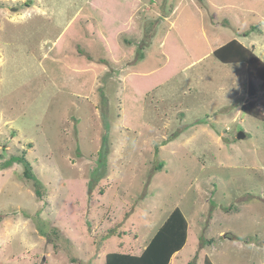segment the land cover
Masks as SVG:
<instances>
[{"label": "rangeland", "instance_id": "rangeland-1", "mask_svg": "<svg viewBox=\"0 0 264 264\" xmlns=\"http://www.w3.org/2000/svg\"><path fill=\"white\" fill-rule=\"evenodd\" d=\"M234 38L264 60V0H0V264H106L177 207L183 264H264V120L241 108L264 90L215 57Z\"/></svg>", "mask_w": 264, "mask_h": 264}, {"label": "trees", "instance_id": "trees-1", "mask_svg": "<svg viewBox=\"0 0 264 264\" xmlns=\"http://www.w3.org/2000/svg\"><path fill=\"white\" fill-rule=\"evenodd\" d=\"M213 53L215 57L224 63L247 64L249 77L248 94L250 97H254L258 91V88L253 82L254 78L262 80L261 89L264 90V60L255 52L253 47H248L234 38L216 48ZM241 108L245 113L264 120V112L256 106L254 99L245 102ZM100 153L103 156L101 159H106V154L103 152ZM24 174L27 178H34L29 161L25 163ZM36 194L41 196V192L38 190ZM178 216H180L181 221L177 219ZM187 231L188 222L181 209L177 207L140 255L109 252L106 255V264H170L172 255L184 247L187 240ZM189 264H192V262ZM204 264H213L207 255L205 256Z\"/></svg>", "mask_w": 264, "mask_h": 264}, {"label": "clouds", "instance_id": "clouds-1", "mask_svg": "<svg viewBox=\"0 0 264 264\" xmlns=\"http://www.w3.org/2000/svg\"><path fill=\"white\" fill-rule=\"evenodd\" d=\"M5 233L12 243H18L27 251L35 250L39 245L34 240L31 232V225L27 218L16 217L5 221Z\"/></svg>", "mask_w": 264, "mask_h": 264}, {"label": "crops", "instance_id": "crops-1", "mask_svg": "<svg viewBox=\"0 0 264 264\" xmlns=\"http://www.w3.org/2000/svg\"><path fill=\"white\" fill-rule=\"evenodd\" d=\"M230 40H231V39H230ZM182 213H183V212H182ZM183 215H184V213H183ZM184 217L186 218L185 215H184ZM176 218H177V217H176ZM177 219L181 221L180 216H178ZM186 220H187V222L189 223V221H188L187 218H186ZM164 223H165V222H164ZM164 223H163V224H164ZM163 224H162V225H163ZM162 225H161V226H162ZM159 229H160V228H159ZM159 229H158V230H159ZM156 233H157V232H156ZM153 237H154V236H153ZM153 237H152V238H153ZM152 238H151V239H152ZM188 238H189V234L187 235L186 243H187V241H188ZM150 241H151V240H150ZM150 241H149V242H150ZM149 242L146 244V246H145L140 252H124V251H122L121 249H119L118 251H114V252H123V253H131V254L140 255V254L144 251V249L147 247V245L149 244ZM186 243H185V245H186ZM185 245H184V246H185ZM183 248H184V247H183ZM183 248H182V249H183ZM182 249H180V250H182ZM180 250H179V251H180ZM179 251L175 252V253L172 255L171 260H170V264H183V263H182V259H181V257L178 256V255L176 256V254H177ZM194 253H196V251H194ZM194 253H193V254H194ZM106 255H107V254H106ZM196 255H197V253L194 254L193 256L196 257ZM174 257H177V258H178V259H177L178 261L174 260ZM209 257H210V256H209ZM210 259H211V258H210ZM204 261H205V258H204ZM211 261H212V260H211ZM212 262H213V261H212ZM188 264H189V262H188ZM213 264H214V262H213Z\"/></svg>", "mask_w": 264, "mask_h": 264}, {"label": "water", "instance_id": "water-1", "mask_svg": "<svg viewBox=\"0 0 264 264\" xmlns=\"http://www.w3.org/2000/svg\"><path fill=\"white\" fill-rule=\"evenodd\" d=\"M245 136H246V134H245V132H243V131L239 132V134H238V138H239V139H244Z\"/></svg>", "mask_w": 264, "mask_h": 264}]
</instances>
